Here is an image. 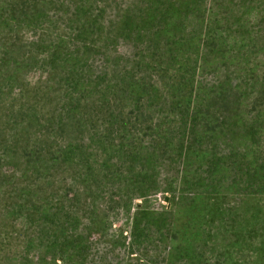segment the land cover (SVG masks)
I'll use <instances>...</instances> for the list:
<instances>
[{
  "label": "rangeland",
  "instance_id": "1",
  "mask_svg": "<svg viewBox=\"0 0 264 264\" xmlns=\"http://www.w3.org/2000/svg\"><path fill=\"white\" fill-rule=\"evenodd\" d=\"M100 2L0 0V264H264V0Z\"/></svg>",
  "mask_w": 264,
  "mask_h": 264
},
{
  "label": "trees",
  "instance_id": "2",
  "mask_svg": "<svg viewBox=\"0 0 264 264\" xmlns=\"http://www.w3.org/2000/svg\"><path fill=\"white\" fill-rule=\"evenodd\" d=\"M99 17H102L106 10H111V11H116L120 10L123 13V16H125V13L129 14L131 16V19L136 20L138 18L137 16L143 15L146 13V15H151V12H146L144 8L143 2L141 0H101L99 4ZM143 10L145 13H143ZM108 20V19H107ZM109 23V25H108ZM103 28H104V34L103 36L108 37V36H116L115 34H118L119 30L115 29V21L109 20L106 23H102ZM116 32V33H115ZM118 53V52H117ZM129 70H116L114 68H105L104 73L105 74V79L110 78L111 81H113L116 85L119 84L120 82L125 81L129 77H135V75H132V73L128 72ZM81 76V75H80ZM83 77V76H81ZM211 81V83L206 82L208 85L212 84V87L217 86L218 83L221 82V76L217 75L216 77L208 80ZM230 86H226L225 89H219L217 92L209 96V99H207V104H208V110L207 113H209L211 116L214 118H222V119H229L230 116L235 115L240 111V106L242 104V100L239 98L240 97V92L238 89H240L239 86L236 82L234 83L233 81L230 82ZM117 102L115 100L114 102H110L109 105L112 103ZM93 102L92 108H94V112H96L97 107ZM103 105H107L108 103L106 101L102 102ZM88 107H85L82 109V121L85 123L82 125V130L83 129H88L90 128L88 125L91 123L92 120H89L94 115H89L88 114ZM96 114V113H95ZM55 133V131H54ZM57 139V138H54ZM43 141L46 143L47 140L43 139ZM46 149V147H44ZM50 162V165H53L54 163L51 162L50 159H48Z\"/></svg>",
  "mask_w": 264,
  "mask_h": 264
}]
</instances>
